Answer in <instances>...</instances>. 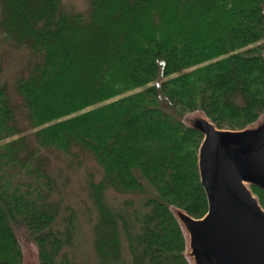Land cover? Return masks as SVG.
<instances>
[{
  "label": "trees",
  "instance_id": "obj_1",
  "mask_svg": "<svg viewBox=\"0 0 264 264\" xmlns=\"http://www.w3.org/2000/svg\"><path fill=\"white\" fill-rule=\"evenodd\" d=\"M0 9L6 38L36 58L13 87L32 143L0 86V264H22L19 225L38 264H75L66 252L75 217L60 218L42 154L73 148L102 170L88 185L97 264H188L172 209L200 219L208 205L202 135L184 118L201 112L241 131L264 113V0H88L86 15L60 0H0ZM107 190L140 202L113 208ZM250 190L264 210V192Z\"/></svg>",
  "mask_w": 264,
  "mask_h": 264
},
{
  "label": "water",
  "instance_id": "obj_2",
  "mask_svg": "<svg viewBox=\"0 0 264 264\" xmlns=\"http://www.w3.org/2000/svg\"><path fill=\"white\" fill-rule=\"evenodd\" d=\"M253 125L220 130L201 112L189 120L202 135L198 173L207 213L193 219L172 212L193 264H264V210L250 190L264 192V119Z\"/></svg>",
  "mask_w": 264,
  "mask_h": 264
},
{
  "label": "rangeland",
  "instance_id": "obj_3",
  "mask_svg": "<svg viewBox=\"0 0 264 264\" xmlns=\"http://www.w3.org/2000/svg\"><path fill=\"white\" fill-rule=\"evenodd\" d=\"M60 6L64 12L86 15L88 0H60ZM35 59L25 47L6 38L0 27V63L2 64L0 86L8 88L11 102L16 110L15 118L18 127L24 134L22 135L31 143L33 142V130L27 121V114L23 109L22 102L15 95L13 87L18 78L26 75L27 69L36 61ZM198 114L200 112L186 115L184 123L189 125L190 118ZM263 119L264 113L257 122ZM32 146L35 147V145ZM80 150L73 148L69 154L43 150L42 154L48 160L49 175L53 179L51 199L61 203L60 218L70 214L75 217L76 234L72 246L67 248L66 252L75 264H97L92 242L97 213L89 196L88 185L90 182H98L101 179L102 170L90 155ZM105 200L113 208H122L123 203L129 200L140 202L139 198L119 195L112 190L105 192ZM14 233L22 250V264H38L37 249L26 229L21 225L15 226ZM122 251L124 257L128 259L127 244L123 238ZM186 260L188 264H193L190 258H186Z\"/></svg>",
  "mask_w": 264,
  "mask_h": 264
}]
</instances>
